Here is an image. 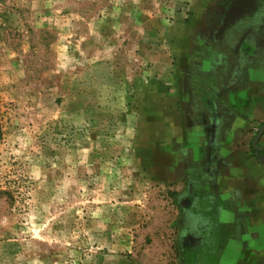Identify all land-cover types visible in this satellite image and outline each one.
I'll return each mask as SVG.
<instances>
[{
    "label": "rangeland",
    "instance_id": "1",
    "mask_svg": "<svg viewBox=\"0 0 264 264\" xmlns=\"http://www.w3.org/2000/svg\"><path fill=\"white\" fill-rule=\"evenodd\" d=\"M250 117L254 154L264 0H0V264H184L214 224L218 264H264L216 202Z\"/></svg>",
    "mask_w": 264,
    "mask_h": 264
},
{
    "label": "crops",
    "instance_id": "2",
    "mask_svg": "<svg viewBox=\"0 0 264 264\" xmlns=\"http://www.w3.org/2000/svg\"><path fill=\"white\" fill-rule=\"evenodd\" d=\"M252 123L253 119L250 117L249 120L238 118L233 124L229 135L232 139L234 135H238V143L236 144L233 139L235 143L233 146L229 137L221 143V165L217 177L223 200L230 202L238 209L253 212L247 222L250 227L248 239L260 243L258 251L264 256V156L260 155V153H264V137L261 139L259 147H252L255 152L252 154L247 151L245 146H242L243 144L241 145L245 137L244 134L239 133L249 124L252 126ZM206 144V139H203L201 142L197 141L195 147ZM200 155L202 156V154ZM256 235L257 238H252ZM250 251L249 248L246 249V252L252 254ZM255 256L257 254L253 253L252 256H244L240 261L243 262L242 264H251L249 259L255 258Z\"/></svg>",
    "mask_w": 264,
    "mask_h": 264
},
{
    "label": "trees",
    "instance_id": "3",
    "mask_svg": "<svg viewBox=\"0 0 264 264\" xmlns=\"http://www.w3.org/2000/svg\"><path fill=\"white\" fill-rule=\"evenodd\" d=\"M216 202L224 208H229V203L221 198H217ZM206 234L209 235L199 238V244H193L191 241L190 244L184 246V264H218L220 249L227 237L221 227L215 224Z\"/></svg>",
    "mask_w": 264,
    "mask_h": 264
},
{
    "label": "water",
    "instance_id": "4",
    "mask_svg": "<svg viewBox=\"0 0 264 264\" xmlns=\"http://www.w3.org/2000/svg\"><path fill=\"white\" fill-rule=\"evenodd\" d=\"M264 130V129H263ZM262 134V133H261Z\"/></svg>",
    "mask_w": 264,
    "mask_h": 264
}]
</instances>
